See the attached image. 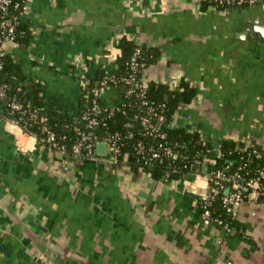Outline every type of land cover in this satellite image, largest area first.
<instances>
[{"label": "crops", "instance_id": "obj_1", "mask_svg": "<svg viewBox=\"0 0 264 264\" xmlns=\"http://www.w3.org/2000/svg\"><path fill=\"white\" fill-rule=\"evenodd\" d=\"M28 4L31 37L7 52L43 84L47 105L76 115L79 76L112 68L126 37L155 55L145 80L196 88L173 128L197 130L215 147L223 139L264 147V38L242 36L246 17H264V2L227 10L200 0ZM15 133L0 121V264H264V203L244 202L237 233L227 235L203 224L192 176L153 178L98 151L96 161L66 158Z\"/></svg>", "mask_w": 264, "mask_h": 264}, {"label": "built area", "instance_id": "obj_2", "mask_svg": "<svg viewBox=\"0 0 264 264\" xmlns=\"http://www.w3.org/2000/svg\"><path fill=\"white\" fill-rule=\"evenodd\" d=\"M28 1L0 0V71L4 68L3 58L8 53L7 45L18 43V24L25 17ZM202 1L200 0L201 3ZM210 2L213 3L211 8L227 10L232 7L254 6L264 0H210ZM19 9L20 13H17ZM141 53V48L135 49L125 74L114 73L117 67L115 61L112 68L104 67L105 74L94 82L88 79L86 72L79 76L82 95L90 100L91 104L81 116L87 130L75 127L80 139L71 146L60 144L58 136L47 127L45 119L39 118L37 109L30 110L28 105L9 94L10 84L3 80L1 73L0 121H3L6 130L32 137L38 143L64 156L70 152L72 158L96 161L100 155L97 154V149L94 150V146L105 142L107 153L104 159L115 166H138L145 170L155 167L157 162L178 159L181 153L177 145L169 141L166 131L173 127L167 120L166 103L157 102L149 97L148 82L143 74L146 66L139 61ZM111 89L116 90L119 95L116 102H106L103 98L104 93ZM128 108L131 109V113L129 112L130 116L124 122V131L116 130L101 139L99 134L92 130L96 126H106L107 120L118 111L128 113ZM25 116H30L33 121L28 122L24 119ZM39 122L43 124L42 132L45 133L43 137L28 128L31 124ZM122 140L133 141L134 144L133 152L123 153L121 159L119 153L124 144ZM130 154L135 158L134 162L130 161ZM237 156L235 165L228 161L217 168H210L215 164V160L208 156L194 158L182 166H173L171 161L163 176L165 179H175L172 177L173 173L180 174L179 178L192 176L203 224L220 227L227 235L237 233L235 221L244 202L264 203V147L258 143L245 144L239 148Z\"/></svg>", "mask_w": 264, "mask_h": 264}, {"label": "trees", "instance_id": "obj_3", "mask_svg": "<svg viewBox=\"0 0 264 264\" xmlns=\"http://www.w3.org/2000/svg\"><path fill=\"white\" fill-rule=\"evenodd\" d=\"M24 2V0H16ZM213 3L210 0H203L202 5L204 8L211 7ZM20 13V9L17 10ZM31 37V31L29 28V21L26 17H23L18 24V43L26 44ZM118 47L120 51L116 56V69L114 73L116 75L125 74L128 70V62L130 61L136 48H141L142 53L139 57V61L145 64V69L153 62L155 55L149 49H143L141 46L136 44L132 39L126 37L121 38ZM4 68L0 71L3 80L10 84L9 94L16 96L18 100L24 102L29 106L30 110L37 109L39 118H44L45 123L49 129L54 131L58 136L60 144H67L71 146L80 139V135L77 133L75 127H81L82 130H87V126L81 116L87 107L91 104V101L81 96L79 104V112L74 115L70 112H64L58 106L51 104L47 105L43 98V84L33 78H28L22 67L11 58L7 53L4 58ZM105 74V69L101 66L94 74H87L88 79L94 82L96 79L102 77ZM148 82L149 97L157 102L166 103V116L168 123H171L173 116L182 104L190 103L196 95V88L188 81H182L179 85L171 87L166 84H159L154 82ZM128 113L124 111H118L116 114L107 120V125L96 126L92 128L101 139L106 138L110 133L119 130L124 131V122L129 118V112L131 109L128 108ZM28 122L33 120L30 116L24 118ZM42 123H33L28 126L29 130L38 134L39 136H45L42 132ZM168 139L170 142L177 145L178 151H180V158L165 160L163 162H157L153 168H146V172H150L153 178H163L165 175V169H167L169 163L172 161L173 166H182L184 163H190L194 158H203L204 156L212 157L215 160V164L210 168H217L223 163L228 162L235 165L238 158L237 152L240 147L245 144L234 140V139H223L218 148L215 147L201 132L197 130H187L183 128H168ZM121 146L119 158L122 159L123 153L133 152V141H125ZM97 147L94 146L96 151ZM70 156V152L65 157ZM69 158V157H68ZM72 158V156H70ZM131 162L135 161L132 154L129 157ZM234 161V163H232ZM132 168H139L133 166ZM140 169V168H139ZM178 173H173L172 177L179 178ZM215 209L217 212V202L215 203ZM237 225V221H235Z\"/></svg>", "mask_w": 264, "mask_h": 264}, {"label": "water", "instance_id": "obj_4", "mask_svg": "<svg viewBox=\"0 0 264 264\" xmlns=\"http://www.w3.org/2000/svg\"><path fill=\"white\" fill-rule=\"evenodd\" d=\"M255 16H250L245 18L244 25L242 27V36L245 38L248 35L250 36H261L264 38V17L254 18ZM97 151L101 155L106 154V143L100 142L97 145ZM206 167L204 171H206Z\"/></svg>", "mask_w": 264, "mask_h": 264}, {"label": "rangeland", "instance_id": "obj_5", "mask_svg": "<svg viewBox=\"0 0 264 264\" xmlns=\"http://www.w3.org/2000/svg\"><path fill=\"white\" fill-rule=\"evenodd\" d=\"M143 74H145V75L147 74V69H144V70H143ZM146 78H147V77H146ZM147 79H148V78H147ZM147 79H146V80H147ZM258 144H259V143H258ZM260 145H261V143H260Z\"/></svg>", "mask_w": 264, "mask_h": 264}]
</instances>
